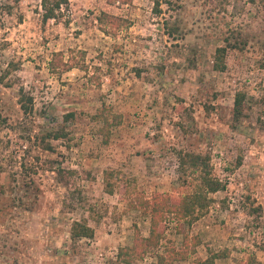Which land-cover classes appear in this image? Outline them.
<instances>
[{
    "label": "rangeland",
    "instance_id": "obj_1",
    "mask_svg": "<svg viewBox=\"0 0 264 264\" xmlns=\"http://www.w3.org/2000/svg\"><path fill=\"white\" fill-rule=\"evenodd\" d=\"M41 12L40 0H0V264H125L134 224L149 231L129 201L191 190L179 151L208 156L224 189L197 220L168 217L158 253L186 241L173 264H264V0H69L45 23ZM74 221L92 237L72 240Z\"/></svg>",
    "mask_w": 264,
    "mask_h": 264
},
{
    "label": "trees",
    "instance_id": "obj_2",
    "mask_svg": "<svg viewBox=\"0 0 264 264\" xmlns=\"http://www.w3.org/2000/svg\"><path fill=\"white\" fill-rule=\"evenodd\" d=\"M109 4H114L116 1L123 0H105ZM69 0H40L42 9V22H47L50 19L57 20L62 16L63 10L67 9ZM118 17L101 12L100 20L116 19ZM67 23V21H65ZM225 47H217L214 54L213 68L216 70H223L225 68L224 57ZM62 55L61 52H56L54 58ZM55 60V59H54ZM53 65V63H52ZM55 67V63H54ZM25 110L27 106L21 104ZM244 108V94L236 92L233 98V119L238 121L243 114ZM73 113L65 114L64 119L72 117ZM52 138L58 139L62 137L61 130H54ZM50 136V134H49ZM178 171L180 172L178 178L182 180L183 184H188L191 190L185 193L181 198L175 202L171 198L155 194L151 199H143L137 197L136 200L129 201L131 208L138 209L143 215L149 219L148 236H142L136 224H134V244L131 246H120L117 251L118 263L134 264L138 260L144 259L149 254L154 253L155 260L150 264H173L174 260L185 259L188 255V244L185 241L181 247L169 246L165 247L162 253H158L157 248L161 243L162 229L160 226L165 224L168 217H172L177 222L187 221L191 223L201 217L208 209L212 198L208 196L211 192L224 189V184L215 179L211 174V167L209 157L195 153H177ZM192 180L189 177L194 175ZM110 171L104 172V190L108 194L113 193L114 184L109 181ZM70 238L72 240L80 239L82 237H92L93 228L85 221H74L70 227ZM187 237V236H186ZM187 240V239H186ZM196 240V239H195ZM199 239L196 240V243ZM222 257L221 253H212L210 257L205 260V263H212L213 259ZM237 264H260L253 253L247 255L244 260Z\"/></svg>",
    "mask_w": 264,
    "mask_h": 264
},
{
    "label": "crops",
    "instance_id": "obj_3",
    "mask_svg": "<svg viewBox=\"0 0 264 264\" xmlns=\"http://www.w3.org/2000/svg\"><path fill=\"white\" fill-rule=\"evenodd\" d=\"M227 260H228L227 258L216 259L213 264H226ZM221 261H224V262H221Z\"/></svg>",
    "mask_w": 264,
    "mask_h": 264
}]
</instances>
